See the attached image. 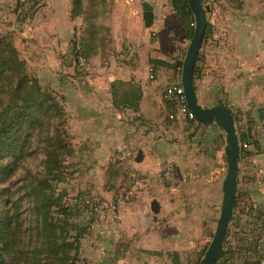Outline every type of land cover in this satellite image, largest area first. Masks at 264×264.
<instances>
[{
	"label": "crops",
	"instance_id": "0c3cea01",
	"mask_svg": "<svg viewBox=\"0 0 264 264\" xmlns=\"http://www.w3.org/2000/svg\"><path fill=\"white\" fill-rule=\"evenodd\" d=\"M8 2L0 0V6ZM144 2L153 7L150 28L143 25ZM42 3L27 23L13 28H27L18 39L25 41L28 70L43 89L65 101L74 143L67 190L76 189L79 204H109L128 182L127 172L152 174L132 204L88 225L78 264H198L220 214L226 140L216 124L181 116L167 120L175 108L163 101L162 92L181 85L189 44L169 0H111L112 46L128 60L116 63L99 52L89 56L91 70L84 73L75 66L70 44L81 24L70 19L71 0ZM203 4L206 34L194 65L195 97L202 108H228L238 134L256 141L240 160L237 205L216 264H264V119L257 112L264 111V0ZM13 16L10 12L9 20ZM251 123H261L262 133L255 137ZM168 162L177 185L158 177ZM152 201L159 205L156 215ZM81 220L86 222L85 213Z\"/></svg>",
	"mask_w": 264,
	"mask_h": 264
},
{
	"label": "rangeland",
	"instance_id": "374dc122",
	"mask_svg": "<svg viewBox=\"0 0 264 264\" xmlns=\"http://www.w3.org/2000/svg\"><path fill=\"white\" fill-rule=\"evenodd\" d=\"M42 1L24 0V2H20V0H9V5L3 4L0 6V42L12 45L18 59L23 63L22 72L26 75H34V73L28 70L27 55L23 54L25 41L18 39V34L27 31V28L21 26L13 28V26L17 25L16 23H19V25L27 23V20L42 6ZM110 10L111 0H81L80 10L74 12L71 0L70 19L72 21L75 19L80 20L81 24L74 30L70 44L75 66L83 73L91 70V61L88 59L90 55L102 52L105 57H108L106 54H108L109 49L114 48L112 46L114 39L109 28ZM10 12L14 14L11 20L8 18ZM170 24L174 25L175 23L170 21ZM179 37H182L181 32ZM153 38L151 37V39ZM5 53L0 52V63L3 55H6ZM79 56L83 57L89 64V71H83L78 67L77 58ZM104 61L106 62L107 60L104 59ZM18 77L19 74L16 70H12L10 73L5 72L0 77V113L11 103V89ZM54 95L59 99L63 116L53 117L50 112L42 114L33 111L36 122L25 123L20 129L15 143V156H8L0 162V251L6 264H60V255L53 254L50 250L53 247L51 238L48 233L46 234L43 225H41V217L45 215L46 207H49L48 217L54 222L55 220L58 221L60 217L59 211L56 209L57 206H49L48 202H44L41 197L42 188L39 182L47 177L45 173L50 157L47 153L52 150L56 132L61 131L62 133L66 129L71 137L69 141H71L73 148L74 143L69 130V117L65 101L59 95L55 93ZM18 103L20 104L21 102L18 101ZM255 125L261 134V123H254L252 131ZM253 134L256 137V133L253 132ZM73 148L72 155H62L60 157V161H63V169L68 172H65L67 181L64 184L56 185L57 182L55 180L51 178L48 180L51 189L54 190V194L55 189H63L69 185L68 181L71 180L70 171L72 170V161L74 159ZM131 171L135 172L136 170L132 169ZM136 173L140 172L136 171ZM149 174L146 173V175ZM127 175H129V172H127ZM159 179L161 180V178ZM128 183L129 181L116 189V198L123 193L125 187L129 185ZM72 188L71 186L69 192L73 196L76 189L73 188V190ZM142 190L139 189L137 192L139 193ZM46 191L49 192V189ZM87 203L90 205V209L102 205L94 201H88ZM123 207L125 206L121 208ZM93 219H95V216ZM75 221L82 222L81 217ZM54 235L56 236V234ZM212 236L209 238V244Z\"/></svg>",
	"mask_w": 264,
	"mask_h": 264
},
{
	"label": "trees",
	"instance_id": "16d2710c",
	"mask_svg": "<svg viewBox=\"0 0 264 264\" xmlns=\"http://www.w3.org/2000/svg\"><path fill=\"white\" fill-rule=\"evenodd\" d=\"M173 11L179 17L185 37L191 39L194 31V18L190 11L187 0H169ZM73 11L76 12L81 8V0H72ZM73 15V14H72ZM206 34V28L205 33ZM2 47V48H1ZM0 52H6L3 55L0 63V77L5 72H12L16 70L19 77L11 89V103L6 106V108L0 113V162L8 156H15L16 153V139L19 134L20 129L25 123H34L36 119L34 118L33 111L36 113L47 114L51 113L53 117L63 116V110L60 106L59 99L53 92L43 89L36 76L26 75L23 71V63L18 59L15 49L9 43L0 42ZM197 59V56H196ZM196 61V60H195ZM152 63V62H151ZM195 75V67L193 69L192 76ZM180 86V85H179ZM18 101L21 103L19 104ZM137 111V107H133ZM195 121V120H192ZM251 123L250 130L252 131ZM65 132H56L53 140L52 150L49 154L48 168L45 175L46 179L39 182L41 184V197L44 202H48L49 206H57L56 209L59 211V219L55 222L48 216V209L46 207L45 215L41 217V225L46 234L51 238V244L53 247L50 249L53 254L60 255V264H78L79 260V250L81 239L87 233L88 225H90L94 219V207L90 209L88 203L79 204L76 201L77 197L70 195L67 187L63 189H51L48 183L49 178L55 180L58 184H64L67 179L65 178V172L67 170L63 169V161H60L62 155L69 156L72 155L73 146L71 145L70 135ZM249 132V131H248ZM238 140L240 143V160L248 155L247 146L252 144L256 146V141L252 140V137L247 135L246 137L242 134H238ZM70 174L72 175L71 171ZM40 188V186H39ZM49 189V192L46 190ZM69 193V195H68ZM67 197V198H65ZM236 201L234 202V209L236 208ZM87 215V220L85 223L80 221H75L83 214ZM234 219V218H233ZM74 221V222H73ZM56 228V231H55ZM55 232V233H54ZM56 234V236L54 235ZM59 236V237H58ZM60 239V240H59ZM58 242V243H57ZM205 252V251H204ZM201 253L199 262L204 255ZM224 255V250L216 261H220ZM198 262V264H199ZM215 263V264H216ZM0 264H6L4 257L0 251Z\"/></svg>",
	"mask_w": 264,
	"mask_h": 264
},
{
	"label": "water",
	"instance_id": "95a60500",
	"mask_svg": "<svg viewBox=\"0 0 264 264\" xmlns=\"http://www.w3.org/2000/svg\"><path fill=\"white\" fill-rule=\"evenodd\" d=\"M190 11L194 18V31L189 40L186 49L185 57L182 62L181 70V86L184 93L185 102L188 110L193 115L194 119L204 125L216 124L225 133L226 136V175L222 184V204L216 228L213 233L210 244L208 245L199 264H215L218 260L223 243L227 235V229L233 214L235 201L236 183L238 176V164L240 161L239 140L236 133L234 117L231 111L224 106H215L213 108H202L195 97L193 90V69L196 56L201 46L205 28L206 17L205 11L207 8L203 4V0H187ZM153 2V1H152ZM142 19L145 28H150L153 24V7L152 3L144 2L141 6ZM259 120L264 119L263 109H258ZM142 154L138 152L135 157V162L141 161ZM152 214L156 215L159 211V205L156 201L150 203Z\"/></svg>",
	"mask_w": 264,
	"mask_h": 264
},
{
	"label": "built area",
	"instance_id": "2783aa9c",
	"mask_svg": "<svg viewBox=\"0 0 264 264\" xmlns=\"http://www.w3.org/2000/svg\"><path fill=\"white\" fill-rule=\"evenodd\" d=\"M20 2H24V0H20ZM108 60H112L116 63H122L128 60V56L121 52L117 51L114 48L109 49L108 51ZM107 60V61H108ZM77 65L78 67L83 70V71H89L90 67L87 61L79 56L77 58ZM152 69H149V75H148V80L152 81L154 79L153 75L151 74ZM162 99L164 102L168 104H172L174 109L173 113H170L167 115V120L168 121H175L177 120L180 116L183 117L184 119L188 121L195 120L193 115L190 113V111L187 108L185 98H184V93L182 86L180 85H168L163 89L162 92ZM258 127L255 125L253 127V132L257 133ZM129 154L125 153L123 155L124 159L129 158ZM158 177L161 178L162 181L164 182H170L174 184H178V177L177 173L175 172V168L172 163H165L161 170L158 173ZM152 178V175H146V174H140L136 173V171H129L128 175V181L129 185L125 187L124 191L122 194L119 195L118 198H116L114 201H112L109 204H102L98 206L97 208L95 207L93 209L95 219L99 223H103L106 219V216L108 213L115 214L119 211V209L122 206L129 205L133 203L135 198L137 197V190H141L144 187H146L150 180ZM117 211V212H116Z\"/></svg>",
	"mask_w": 264,
	"mask_h": 264
}]
</instances>
